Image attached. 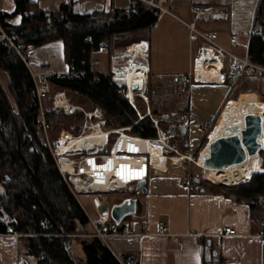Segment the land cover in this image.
I'll return each mask as SVG.
<instances>
[{
  "label": "crops",
  "instance_id": "obj_1",
  "mask_svg": "<svg viewBox=\"0 0 264 264\" xmlns=\"http://www.w3.org/2000/svg\"><path fill=\"white\" fill-rule=\"evenodd\" d=\"M28 2L32 7L44 11H56L60 5L71 3L74 12L79 14L110 9L113 5L117 8L127 7L119 4L118 0H28ZM258 3L259 0H165L161 7L167 13H159L152 28L115 38L111 43L106 42L107 49L92 56V61L96 60L99 63L98 67L92 69L95 72L108 73L112 54L129 49L130 53L144 58L150 77L167 89L172 86L162 85V82L157 81V77L194 74L188 108L180 114L185 124L183 136L189 142L195 143L196 140H200L201 135L206 132L203 125L209 123L212 126L235 96L239 98L241 95L239 102L258 101L264 122V74L251 79L243 77L231 83L233 72L228 66L229 60L225 59L223 68H219L220 78L211 81L201 80L196 73V61L203 42L192 41L186 27L194 23L202 33H215L220 46L234 56L246 58L250 37L254 31ZM194 6L214 7L217 9V15L223 11L224 16L207 23L194 21L191 12ZM14 10L15 0H0L1 13L11 15ZM20 22L21 17L17 16L9 23L19 25ZM233 35L238 37L237 46L229 40ZM137 45H140L139 52H135ZM57 54L60 55L61 65L53 69L50 58ZM24 58L30 74H65L70 69L64 60L61 42L37 48L29 47L24 53ZM100 67L104 69L100 71ZM243 79L245 81L240 83ZM45 108L48 109L50 106ZM258 158L254 159V172L262 171ZM153 165L155 171H151L145 181L146 193H138L139 218L133 221L137 233L129 236H108L102 241L119 262L202 264L204 261H212L216 264H264V244H261L258 238L264 233L262 205L261 208L251 209L246 201L233 195L225 196L198 190L176 173L175 169H169L166 159ZM77 202L86 217H96L90 198L93 215H89L79 201ZM225 228H231L234 234L223 236ZM91 229L93 230L92 227ZM89 236L93 237L92 234ZM219 236H222L220 246H216ZM74 248L77 249L75 260L72 257ZM69 255L76 263L84 260L78 243L71 245ZM0 264L38 263L36 258L28 254L22 235L10 230L0 234Z\"/></svg>",
  "mask_w": 264,
  "mask_h": 264
},
{
  "label": "trees",
  "instance_id": "obj_2",
  "mask_svg": "<svg viewBox=\"0 0 264 264\" xmlns=\"http://www.w3.org/2000/svg\"><path fill=\"white\" fill-rule=\"evenodd\" d=\"M164 1L154 0L160 5ZM158 15L155 8L137 0H129L126 8L113 5L110 9L87 14L75 13L71 3L60 5L56 11H44L32 7L28 0H15L13 14L0 12V26L22 53L29 47L61 42L66 64L79 76L56 80L50 75L48 81L99 109L108 129L131 127V135L154 140L157 134L150 119L139 120L108 73L91 69V52L97 50L101 42L111 43L115 38L152 28ZM17 16L21 17L20 24H10ZM247 58L264 68V0H259L256 9ZM1 74L7 77V83L3 86L0 78V217L11 220L10 230L22 235L28 254L36 258L38 264H70L63 244L70 253L73 243L81 246L84 260L76 263L71 258L72 264H122L100 239L89 236L93 234L89 221L63 182L38 130L39 107L31 74L5 40H0ZM68 116L75 121L83 118L79 111ZM45 117L54 138L59 131L51 120L54 116L46 112ZM71 132L77 134L78 127ZM259 155L264 160V152ZM261 170L250 173L248 182L234 186L196 179L190 184L206 193L233 195L246 201L251 209L261 208L264 161ZM5 233L0 222V234ZM202 264L216 263L204 261Z\"/></svg>",
  "mask_w": 264,
  "mask_h": 264
},
{
  "label": "built area",
  "instance_id": "obj_3",
  "mask_svg": "<svg viewBox=\"0 0 264 264\" xmlns=\"http://www.w3.org/2000/svg\"><path fill=\"white\" fill-rule=\"evenodd\" d=\"M133 1L135 0H131V2ZM137 1H141L155 8L158 13H167L166 10L155 4L153 0ZM191 12L194 16V21L206 23L218 20L224 16L223 11L220 15H217V9L214 7L194 6L191 8ZM186 27L189 30L190 39L192 41L200 40L203 42L197 59L206 55V52H210L213 55V59L219 63L220 69L223 68L224 60H229L228 66L233 72L231 83H235L237 79L243 77L251 79L264 74L263 67L251 63L247 57L240 58L234 56L228 50L220 46L217 42V35L215 33H202L196 28L194 23L188 24ZM0 40H5L25 63L21 49L14 45L12 37L5 32L1 26ZM229 40L234 45H238V37L236 35L230 36ZM106 49V42H101L97 50L91 52V57L104 52ZM131 63L142 65L143 69L141 75L143 85L139 91L134 92L133 100L128 97V86L126 82L120 78L119 74L121 73L119 70H125L127 66H131ZM98 66V61H91V69ZM108 74L112 82L120 89L124 98L136 112V98L139 97L147 103V87L150 79H153V77H150L147 64L143 57H137L135 53H130L129 49L124 52H114L110 57ZM48 76L50 75H33L31 73L39 107L37 127L53 163L70 193L77 201L80 194L90 198L91 205L96 212L95 218L87 217L94 231L92 236L101 241H105L108 236H129L136 234L137 228L133 223L134 220L139 218L137 211L139 192L136 191V185L142 181H146L149 178L150 172L155 171L151 165L150 153L143 150L137 144V141L159 144L163 148L165 145L163 142L165 134L161 130V122H170L169 127L171 129H176L177 132L181 134V126L185 124L180 114L188 108L189 93L195 78L194 74L187 73L157 77V81L162 82V85L168 84L174 88V94L169 96V98L174 99V110L176 109V112L169 117L168 115L162 116L161 119L151 116L149 112L144 116H140L137 113L139 120L146 117L150 119L157 134L154 140L141 139L131 135V127L108 129L103 113L98 109L88 114L84 113V120L77 134L71 131L61 130L52 138L50 134L51 127L45 119L42 106L44 99L51 93V83L48 81ZM52 76L56 80L62 79L64 76L77 79L79 73L70 68L65 74L56 73ZM164 89L168 90L165 86ZM164 97L168 98V96ZM166 101L167 100H162L161 104ZM59 110L69 113L81 111L80 108L71 105L70 98L66 97V93L63 90L57 89L52 97L51 111L58 113ZM203 128L207 132L211 129V125L205 123ZM90 138H92V142L89 141ZM260 152H264V145ZM258 156L261 166L263 164V158H261L260 155ZM186 158L191 161L190 158ZM199 168L202 173L204 169L201 167ZM248 180L249 179H244L243 183L248 182ZM210 182L215 185H225L223 183ZM111 193L129 194V196L120 203L109 204L107 195ZM129 198L136 200L135 212H131L124 216L119 222L114 221L111 217L112 206L119 205ZM261 205L264 209V198L261 200ZM0 222H2L6 232H9L11 220L0 217ZM233 234L234 232L231 228L224 229L223 236ZM221 237L222 236H219L217 238L216 246H220ZM258 238L259 242L264 244V233Z\"/></svg>",
  "mask_w": 264,
  "mask_h": 264
},
{
  "label": "rangeland",
  "instance_id": "obj_4",
  "mask_svg": "<svg viewBox=\"0 0 264 264\" xmlns=\"http://www.w3.org/2000/svg\"><path fill=\"white\" fill-rule=\"evenodd\" d=\"M118 2L122 6H126V5L128 6L129 0H118ZM157 5L161 7L160 4H157ZM116 45L120 46V44H117V43ZM37 53H41V52H37ZM23 57H24V53H23ZM42 58H45V56H42ZM60 61H61L60 55L57 54L56 56H52L50 58L52 68L53 69L59 68L61 65ZM103 69L104 67L99 68L100 71H102ZM0 78H1V83L4 86L7 83V77L4 74H1ZM244 81L245 80L243 79L241 80L240 83ZM50 89H51L50 95L47 98H45L44 102L42 103L43 111H44V115L46 112H49L51 115L54 116L51 118V120L53 124L57 126L55 127V129L58 128L59 131L61 130L72 131L75 129L76 126L79 129L80 126H82V123L84 120V113L88 114V113L93 112L96 109L95 107L91 105V103H89L84 98L73 96L72 94L71 95L66 94V97L70 98L71 105L73 107H77L81 109V111L79 112L83 114V118L81 120L75 121V120L70 119L68 114H71V113L69 112H66L63 110H59L58 113L52 112L51 111L52 97L54 96V93L58 88L50 84ZM173 94H174L173 87H170L168 88V90H165L164 87L161 86V84H158L156 82V80L150 79L148 87H147V94H146V97L148 99L147 103H145L139 97L135 99L137 113L140 116H144L146 113L149 112L151 116H155V118H159V119H161L162 116H167V115L168 117L171 116V114L176 112V109L174 110V107H175V102L173 101L174 99L169 98V96ZM164 96H168V98H165ZM240 96L239 98H237V96L233 97V100L231 101L237 102L240 99ZM162 100H167V101L161 104ZM48 105L50 106V108L46 109L45 107H48ZM215 125H216V122L213 123L209 131L204 132L201 135L200 140L198 139L195 141V143H193V142H189L185 136L179 134L176 129H171L169 127L170 122H161V130L165 134V138L163 139V142L165 145L162 149V154L166 158V163L168 164L169 169L171 170L175 169V172L179 173L188 183H191L192 179H196L198 181H206V180H203L205 176H203V172L201 173V169L197 166V160L199 158L200 153L203 151V149L207 145L208 135ZM186 157L190 158L191 161L187 160ZM254 170L255 169H253L251 173H253ZM198 174L201 175V178L198 177ZM244 179H248V178L244 177ZM244 179L237 181L230 186H234L235 184L237 185V183L243 182ZM128 196L129 194L111 193L107 195L108 200H109L108 203L112 204L116 201L119 202L120 200H123L124 198ZM78 201L81 204V206L88 212L89 215H93L94 213L93 208H91L89 198L86 195L80 194L78 196ZM73 251H74L73 252L74 255H72V257L75 260V257H76L75 251H77V249L75 250L74 248Z\"/></svg>",
  "mask_w": 264,
  "mask_h": 264
},
{
  "label": "bare ground",
  "instance_id": "obj_5",
  "mask_svg": "<svg viewBox=\"0 0 264 264\" xmlns=\"http://www.w3.org/2000/svg\"><path fill=\"white\" fill-rule=\"evenodd\" d=\"M139 49L140 45H137L135 47V52H139ZM219 68V63L213 59V55L210 52H206V55L196 61V73L201 80L211 81L220 78ZM119 72H121L119 73L120 78L125 81L128 86V97L133 100L134 92L139 91L143 85L141 80L143 72L142 65L131 63V66H127L125 70H119ZM247 114L260 115L258 101H230L216 121V125L209 133L208 140L221 137L231 132L240 133L244 127V117ZM89 141L92 142V138H90ZM259 143L261 146L264 145V131L262 137L259 139ZM137 144L143 150L150 153L152 167H154L153 163L157 164L161 162L162 159H166L162 154L163 148L161 145L151 144L144 141H137ZM208 149L209 145L207 143L199 155L197 166L204 169L203 176H205V178L213 181L214 183H223L225 185H232L235 182L244 179V177H249L250 173L254 169V159L255 157H258V155L253 157L248 156L245 162L239 165L228 166L223 169H208L204 167V161L207 157ZM120 202L121 201L114 203Z\"/></svg>",
  "mask_w": 264,
  "mask_h": 264
},
{
  "label": "water",
  "instance_id": "obj_6",
  "mask_svg": "<svg viewBox=\"0 0 264 264\" xmlns=\"http://www.w3.org/2000/svg\"><path fill=\"white\" fill-rule=\"evenodd\" d=\"M263 118L259 114H247L244 117V127L240 133L231 132L221 137L208 140V154L204 161V167L208 169H223L228 166L239 165L246 161L247 157L259 155L261 144L259 139L263 135ZM15 125V123H14ZM184 126H181V134H184ZM18 148V146H17ZM206 181H210L204 178ZM136 191L146 193L145 181L136 185ZM36 195V186H33ZM136 210V200L129 198L119 205L111 208V217L119 222L124 216ZM66 259L72 264L68 248L63 244Z\"/></svg>",
  "mask_w": 264,
  "mask_h": 264
}]
</instances>
